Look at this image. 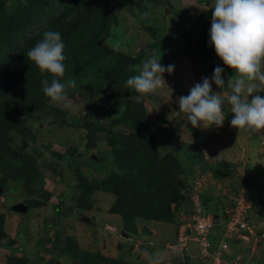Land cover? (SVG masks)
<instances>
[{
	"label": "rangeland",
	"instance_id": "1",
	"mask_svg": "<svg viewBox=\"0 0 264 264\" xmlns=\"http://www.w3.org/2000/svg\"><path fill=\"white\" fill-rule=\"evenodd\" d=\"M13 1L8 0L7 5ZM131 1L135 3L134 0H122L116 4L111 32L106 38L107 47L135 56L163 36L181 35L158 45L146 55H158L160 51L162 64L174 65V72L164 75L169 89L164 87L155 96L133 98L143 103L161 152L175 151L182 166L183 172L176 180L184 197L172 205L174 221L168 224L138 218L134 231H129L122 217L110 212L117 197L100 190L91 197V208L79 209V188H73L77 184L76 176L89 182L106 180L112 160L107 131L129 135L133 129L125 123L112 125L116 115L107 117L120 101L113 95L112 88H106L113 86H100L92 96L90 92L82 95L76 91L69 98V108L48 101L45 109H53L52 116H45L44 111L15 115L14 120L21 126V131L12 130L0 141L4 151L1 156L4 159L0 157V180H6L4 185L0 184V223L4 230L0 264H8L11 257L26 259L28 264H82L87 256L124 264H215L213 259L206 260L199 244L188 246V251L199 249L198 255L181 256L177 247L179 227L199 210L206 211L214 224L220 220L223 225L235 209L237 200L250 204L251 223L257 232L261 229V235L264 234V165L260 164L264 163V130L250 134L243 130L238 132L231 126L233 114L228 103L230 88L227 85L221 89L226 115L222 128H192L186 115L179 112L177 103V98L187 95L195 84L202 82V78L211 79L213 75L211 60L197 58L201 43L192 21L209 14L211 25L214 0H169L171 6L143 3L141 8ZM180 12L186 13L185 21L175 18ZM151 27L156 34L151 33ZM116 44L119 49L113 47ZM113 60L115 57L110 56L96 68L112 66ZM232 75L223 72L225 81ZM212 89L220 91L214 83ZM123 99L130 100L125 96ZM91 105L108 112L96 116L94 126L97 130L103 129L95 132L96 139L88 147L85 136L89 131L82 128V123ZM73 148L76 152L70 157ZM11 155L21 158L23 165L30 167L29 172L23 174L7 164L6 159H13ZM226 162L229 163L225 171L227 177L219 179L216 176L221 172L222 163ZM33 177L37 178L36 182L30 180ZM30 204L32 208L29 209L26 205ZM256 240L257 246L254 243L246 245L245 251L240 249L241 242L227 240L230 247L225 264H245L246 260L264 264V238ZM222 241L223 236H219L218 241L211 243L219 247ZM68 245L69 250L79 255L64 253Z\"/></svg>",
	"mask_w": 264,
	"mask_h": 264
},
{
	"label": "trees",
	"instance_id": "2",
	"mask_svg": "<svg viewBox=\"0 0 264 264\" xmlns=\"http://www.w3.org/2000/svg\"><path fill=\"white\" fill-rule=\"evenodd\" d=\"M121 1L14 0L8 6V0H0V141L3 137L7 138L8 133L12 130L21 131V126L14 120L15 115L44 111L45 116H52L53 109H45L50 100L43 94V85L41 84V80L46 78L47 74L42 75L35 64L27 59V51L43 39L45 31H59L65 44L64 55L66 56L64 61L66 72L63 81L75 80V88L68 89L69 98L76 91L81 92L82 95L90 92V96H92L100 86L109 84L114 88L109 86L106 88L113 89V95H116L120 101L116 105V110L107 114V117L116 115L117 119L113 120L112 125L125 123L133 129L129 135L107 131L111 148V155H109L112 159L109 163L111 165L109 177L103 181L96 179L89 182L82 176H76L77 184L73 188H79L78 207L80 210L91 208V197L98 190L113 194L117 197V202L110 212L121 216L125 227L129 231H134V223L138 218L173 223L175 214L172 205L184 197L179 191L176 180L183 170L176 158L175 151L168 149L162 153L159 149L154 129L150 126L143 103L134 101L139 94L126 87V80L129 76L137 74L129 70L130 66L140 64L147 58L146 55L149 54V51L166 41L176 40L181 35L163 36L158 42L135 56L110 49L106 46V38L111 32L114 8ZM134 1L135 3L131 1L132 4L138 8H141L143 3L170 5L169 0ZM185 14V12L177 13L175 18L185 21ZM204 17L192 21V27L199 32L201 43L197 58H209L213 63L212 71L219 66L224 68V72L228 71L234 75L232 70L226 68L218 59L214 48L210 46V15L206 14ZM178 20L176 26L179 24ZM151 28H149L151 33L156 34L154 27ZM110 56L115 57L112 66L96 68V65H101ZM47 78L51 79V77ZM123 96L129 97L130 100L126 102ZM106 112H108L107 109L100 111L91 105L87 114L85 113L82 128L89 131L87 137L85 136L88 139L86 140L88 147H91L96 139L95 132L103 129L100 127L97 130L98 127L94 126L96 116H104L103 113ZM112 125L110 126L112 127ZM1 144L0 142V157L4 152ZM75 152L76 149L73 148L69 156L73 157ZM11 156L13 159H6L7 164L23 174L29 172L30 167L24 166L21 158ZM56 156L60 157L59 154ZM1 158L4 159V156ZM100 162L103 163V160ZM228 166V162L222 163L221 172L216 177L219 179L227 177L225 171ZM30 180L36 182L37 178L33 177ZM5 183L6 180H0V184L4 185ZM31 204L33 205V203ZM31 204L26 206L30 209L32 208ZM202 215L209 216L206 211L200 212V210L192 216ZM249 220L251 221L250 217ZM184 221V223L181 222L180 230L188 224V220ZM218 223L216 220L213 231L208 235L210 242L218 241L219 236L221 238L224 236L225 225ZM186 234H190V230ZM3 237V224L0 223V250L3 248ZM231 240L235 242L234 239ZM44 242L45 240L41 241L42 244ZM69 247V245L65 247L63 252L72 256L79 255L69 250ZM179 253L185 258L192 256L189 255V252L182 254L179 251ZM81 255H85V253H81ZM100 262L124 264L99 256H87L82 264H100ZM8 264L28 263L26 259L11 257L8 259Z\"/></svg>",
	"mask_w": 264,
	"mask_h": 264
},
{
	"label": "clouds",
	"instance_id": "3",
	"mask_svg": "<svg viewBox=\"0 0 264 264\" xmlns=\"http://www.w3.org/2000/svg\"><path fill=\"white\" fill-rule=\"evenodd\" d=\"M209 44L234 75L225 81L224 68L217 66L211 79L202 78L187 95L177 98L179 112L186 115L194 129L222 128L226 115L221 89L227 85L233 114L231 126L238 132L243 130L250 134L264 130V95H260L264 93V0H214ZM113 47L119 49L120 46ZM64 49L61 33L48 30L43 33V39L27 51V59L42 75L47 74L41 80L43 94L50 102L69 108L68 89L75 88V80L63 81ZM161 57L159 51L158 55H150L140 64L130 66L129 70L137 74L128 77L126 87L140 97L155 96L164 87L169 89L164 75L172 74L174 65H163ZM213 83L219 92L213 91Z\"/></svg>",
	"mask_w": 264,
	"mask_h": 264
},
{
	"label": "built area",
	"instance_id": "4",
	"mask_svg": "<svg viewBox=\"0 0 264 264\" xmlns=\"http://www.w3.org/2000/svg\"><path fill=\"white\" fill-rule=\"evenodd\" d=\"M250 209V204L244 200L236 201L235 209L227 216L224 223L225 235L223 236V241L217 248L208 240V235L214 228L213 220L206 215L188 219V224L184 225L179 232L177 247L184 254L189 252L188 246L190 243H198L206 260L213 259L215 264H225L226 261L224 259L228 256V248L230 247L227 240L234 239L235 242H241V246H250L252 243L257 246L256 239L264 238V234L261 235L263 230L258 229L257 232L256 227L249 220L248 213ZM188 230H190V234H186Z\"/></svg>",
	"mask_w": 264,
	"mask_h": 264
},
{
	"label": "crops",
	"instance_id": "5",
	"mask_svg": "<svg viewBox=\"0 0 264 264\" xmlns=\"http://www.w3.org/2000/svg\"><path fill=\"white\" fill-rule=\"evenodd\" d=\"M233 242H234V241H233ZM234 243H238V242L236 241V242H234ZM190 244H191V243H190ZM194 244L198 245L197 243H194ZM244 247H245V246H241L240 249H242V250L245 251L246 248H244ZM189 253H190L189 255H192V256L195 255V254H197V255L199 254V253H198V249H197L195 252H192V250H191V251H189ZM248 255H249V254H248ZM228 257H229V256H228ZM228 257H227V258H228ZM254 258H256V257H254ZM246 261H247L248 263H251V264H257V263L259 264V263H260V261H258V262H254V263H253V261H250V260H246ZM247 262H245V263H247ZM248 263H247V264H248ZM180 264H182V263H180Z\"/></svg>",
	"mask_w": 264,
	"mask_h": 264
},
{
	"label": "water",
	"instance_id": "6",
	"mask_svg": "<svg viewBox=\"0 0 264 264\" xmlns=\"http://www.w3.org/2000/svg\"><path fill=\"white\" fill-rule=\"evenodd\" d=\"M0 191H1V190H0ZM0 194H1V192H0ZM24 211L27 212V211H28V207L25 206Z\"/></svg>",
	"mask_w": 264,
	"mask_h": 264
}]
</instances>
